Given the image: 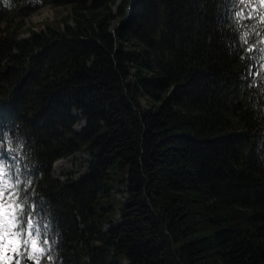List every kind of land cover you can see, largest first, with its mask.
<instances>
[{
    "label": "trees",
    "instance_id": "trees-1",
    "mask_svg": "<svg viewBox=\"0 0 264 264\" xmlns=\"http://www.w3.org/2000/svg\"><path fill=\"white\" fill-rule=\"evenodd\" d=\"M64 1L73 27L26 40L0 7V158L31 174L58 264H264L258 49L208 0ZM85 148L79 180L50 177Z\"/></svg>",
    "mask_w": 264,
    "mask_h": 264
},
{
    "label": "snow or ice",
    "instance_id": "snow-or-ice-1",
    "mask_svg": "<svg viewBox=\"0 0 264 264\" xmlns=\"http://www.w3.org/2000/svg\"><path fill=\"white\" fill-rule=\"evenodd\" d=\"M264 4V0H261ZM237 17L252 16L243 9L236 12ZM264 21V16L259 18ZM252 32H244L240 39L248 44L251 53L257 48L250 43ZM264 39V37H262ZM259 51L264 53V48ZM261 68L264 69V55L261 56ZM264 78V73H258ZM264 91V86H262ZM11 149L12 141H8ZM23 148V144L19 145ZM33 180L30 173L20 167L14 170L0 160V264H54L57 239L51 235V223L42 213L28 192ZM34 195V193H32Z\"/></svg>",
    "mask_w": 264,
    "mask_h": 264
},
{
    "label": "rangeland",
    "instance_id": "rangeland-1",
    "mask_svg": "<svg viewBox=\"0 0 264 264\" xmlns=\"http://www.w3.org/2000/svg\"><path fill=\"white\" fill-rule=\"evenodd\" d=\"M115 1V6L111 8L112 16H115L116 12L118 11L117 8L123 0ZM70 14L71 12L69 6L47 5L39 9L38 11L33 12L28 17L24 18L16 16L17 18L15 19V24L24 26L23 29L33 28L34 31H39L40 29H44L45 27L43 25H46L48 22L50 24L56 20H61L62 22L67 17L66 21H68L67 24L70 26L72 25L71 22H73L71 20H68ZM116 21L117 20H115V22ZM54 25L57 26V24ZM83 125L84 121H79L77 123L76 129L79 130ZM90 159V151L87 149H83L69 156H64L58 159L53 165L51 170L52 178L58 179L60 182H63L65 180H76L86 172Z\"/></svg>",
    "mask_w": 264,
    "mask_h": 264
}]
</instances>
